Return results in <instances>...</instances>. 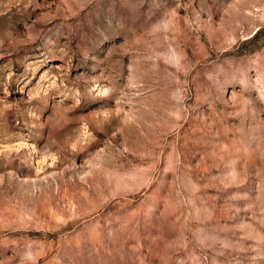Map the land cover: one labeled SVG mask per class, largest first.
I'll return each instance as SVG.
<instances>
[{
  "label": "rangeland",
  "instance_id": "1",
  "mask_svg": "<svg viewBox=\"0 0 264 264\" xmlns=\"http://www.w3.org/2000/svg\"><path fill=\"white\" fill-rule=\"evenodd\" d=\"M0 264H264V0H0Z\"/></svg>",
  "mask_w": 264,
  "mask_h": 264
}]
</instances>
